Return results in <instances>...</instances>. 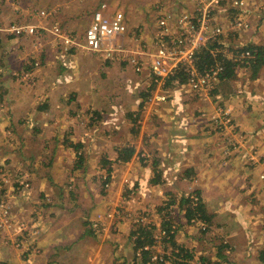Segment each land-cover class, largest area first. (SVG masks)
<instances>
[{
	"label": "crops",
	"instance_id": "0c3cea01",
	"mask_svg": "<svg viewBox=\"0 0 264 264\" xmlns=\"http://www.w3.org/2000/svg\"><path fill=\"white\" fill-rule=\"evenodd\" d=\"M13 1L16 2L14 6ZM3 2L0 22V170H10L11 174L21 167L29 170L31 189L24 200L25 205L31 204L32 211L35 210L32 218L38 235L33 242L36 251L33 254L26 252L28 256L21 255L0 237V264H103L110 256L117 255L118 246L122 247L128 238L124 240L122 236L117 240L114 246L118 250L114 253L109 243L102 242L98 236L89 237L83 224L77 222H82L91 212L88 200L92 195L83 184H91V190L95 189V184L81 174L99 167H106L112 177L110 200L117 198L121 188L131 189L127 192L131 195L132 211L161 205L162 196L165 203L161 209L167 208L166 199L172 197L181 199L175 204L168 202L169 210L172 205L180 210L186 204L187 194L194 190L207 216L204 220L211 228L238 230L239 213L249 214L254 210L264 218V184L258 177L264 167V64L254 75L249 69L239 77L220 78L209 96L197 93L180 96L184 91L183 82L169 79L164 85L167 100L159 102L155 109H149L148 98L154 88L151 89L154 77L148 69L135 73L131 66L120 61L103 60L100 56L73 48L63 52L46 31L38 37L24 35L16 38L1 30L14 15L15 7L21 22L47 27L59 23L66 31L72 32L69 30L72 29L83 34L92 12L102 0H50L51 6L47 7L49 10L53 8L47 10V16H41L35 10L43 9L44 6L38 5L47 4L46 0ZM246 2L249 29L230 32L226 36L222 34V46H264V0ZM35 3L34 11L29 5ZM188 3L186 6L190 8L192 1ZM144 13L132 16L134 20L131 22L127 15L128 32L122 37L127 45L131 44L129 27L140 18L139 22L147 21ZM213 15L215 23L225 25L232 18V14L220 4L214 8ZM147 26L144 23L140 28L145 40L139 41L145 42L152 37V29L149 31ZM37 60L40 64L34 68L33 63ZM71 60L75 62L73 68ZM18 74L21 77L15 76ZM24 75L31 77V87L20 82ZM118 85H124V91ZM68 87L76 89V97ZM125 94L128 96L121 98ZM86 96L91 98L87 100ZM72 100L79 101V106L68 108ZM81 101H85L83 106ZM217 103L231 110L236 125L223 135L213 131L208 134V124L199 116L206 111L211 113ZM176 106L181 114L174 121ZM115 111L120 122L128 119L125 124L131 125V131H113L111 138L100 137L94 145L83 143L82 133L77 128H67L76 112L92 113L97 119L99 114L108 116ZM33 125L35 127L30 128ZM115 140V144L121 146H113ZM229 140L238 145L237 150L229 145ZM128 148L133 149L131 157L128 160L120 158L119 152ZM116 165L125 168L124 179H115L118 175ZM71 177L79 190L75 191L77 200L67 206L70 196L75 193L65 186ZM126 178L131 185L125 183ZM24 200L19 199L17 204ZM40 204L43 207H39ZM19 209L13 206L14 214L22 217ZM18 215L14 218H19ZM263 232L261 230V235ZM253 235L248 236L249 242L254 243ZM83 236L87 237L80 239ZM242 240L245 242V237ZM230 241H236L234 236ZM8 243L13 245L10 240Z\"/></svg>",
	"mask_w": 264,
	"mask_h": 264
},
{
	"label": "rangeland",
	"instance_id": "374dc122",
	"mask_svg": "<svg viewBox=\"0 0 264 264\" xmlns=\"http://www.w3.org/2000/svg\"><path fill=\"white\" fill-rule=\"evenodd\" d=\"M3 1L4 0H0V22L2 21L1 9H2V4L4 3ZM46 1H47V4L43 3L41 5H38V6H44L43 9H40V7L38 9H35V7L37 6V3H35L34 6L29 5V8L33 10L34 9L38 10V12L40 11L45 12L50 9L47 6H51L49 2L50 0H46ZM102 1L110 5L112 7V10H114L115 8L123 9L126 16L129 14V22L134 20V18L131 19L132 16L141 15L143 11L145 12L144 14L147 15V21L139 22L141 20L140 18V20L137 23L131 25V28L129 27V30H130L129 34L131 35V44H133L134 46L136 44L135 43L136 40H140V39L145 40L144 38H142L143 30L140 29L141 27L144 26V23L148 24L147 29H149V31L152 29L151 30V35H152V33L155 30L156 20L160 12L164 10H168V11L176 13L178 10L187 9L188 7L186 5H188L189 4L188 2L191 0H147V1L145 0H102ZM14 3L16 2L13 1L12 6H14ZM220 5L224 6V8L227 11H229V14H232L231 15L232 18H234L238 14V12L230 6V3L228 1H222ZM52 8L53 7H51V10ZM13 9H14L13 10L14 15L12 16V18H9L6 24L13 21V18H15L14 19L15 21L21 18L20 15L18 14V9L15 7ZM145 9H147V11ZM148 14H149V18H148ZM246 14L244 16L245 18H246ZM19 22L21 21L19 20ZM247 22L250 27V23L248 20ZM219 24L223 25V28H224L223 34L225 36L229 35L230 32H235V31H231V29L228 28L229 26H226L224 23H219ZM249 27L246 29L240 30V31H246L249 29ZM69 30H71L75 34H78V32H75L72 29H69ZM78 35L81 36L82 34H78ZM149 40L151 41L152 37ZM146 43L148 44V42ZM128 46H131V45H128ZM57 48L60 49L59 47ZM227 55H230V54H227ZM95 56L102 57L101 55H95ZM65 60H68V59L65 58ZM39 64L40 62H38L37 65H34V68L38 67ZM70 66L71 68L75 66V62L73 60H71ZM67 68H70L69 65ZM249 69L251 70L250 65L238 67L236 71L233 69L234 71L233 75H237L238 77L242 76L244 74V70H249ZM15 76H20V74L15 75ZM30 78H28V75H27L24 78H22L20 82L24 83L26 86L31 87L33 84L29 81ZM32 82H34V79ZM71 87H68V91L71 94H74L73 97H76L77 91L74 88L70 89ZM118 87L122 91H124L125 89L124 85H118ZM188 93H192V92H188ZM187 94L184 93V91L180 92V96L187 95ZM127 96L128 94H125V96H122L121 98H126ZM90 98H91L90 96L85 97V99L87 100H89ZM130 98L131 96L129 97V99ZM167 98H168V95H167ZM166 100H163L161 102L163 103ZM129 101H131V99ZM84 102L85 101H81L82 106L84 105ZM177 102H181V101H177ZM69 103L70 104L68 108H71V109L76 108V106H79V101L72 100V102H69ZM89 106H92V105H89ZM156 106L157 104L153 105L151 108L155 109ZM186 107L188 106L186 105ZM218 109L228 110V113H229L228 119L230 122H227V117H226L222 120L223 121L222 124H219V120H218L217 126L215 125V122L212 119V117L213 115H216ZM173 112H174L173 113L174 115L172 119L176 121L175 119L180 117L181 112H178L177 106L175 108V111ZM139 113L141 114V112ZM203 113H202L203 115L200 114L199 116H201V118H203L204 121L208 124L207 125L208 127L206 129V132H208V134L213 131V133H218V134L223 135L224 133L231 132L236 126L233 123L234 120H233L231 110L228 107L219 105V103L216 104V107H214L211 113L208 114L207 111ZM147 114L148 112H146V115ZM71 117H72L71 118L72 121L69 123V127L67 128L68 129L77 128L79 132L82 133L83 138L81 140H84L83 143L89 142L95 145L100 137L107 139L111 136L113 131L115 132L119 130L122 131L124 129H126L127 131L128 130L131 131V125L125 124L126 122H129L128 119H124L122 122H120L118 118V112L116 111L113 112L112 114H109L108 116H103V115L100 116L99 114V117L97 119L92 113L91 115L90 114L85 115L83 113L76 112V114H73ZM136 117L138 119L139 115H137ZM181 118H179L180 121L178 120L179 124L182 123ZM99 125H100V128H97ZM33 127H35V125H33L30 128H33ZM95 128H97V131L94 130ZM108 134L110 135L108 136ZM119 134H120L119 136H122L123 134H125V132L122 134L121 133ZM116 138L119 139V137H116ZM113 143H114L113 146H121V145L115 144L116 140ZM228 143L235 150L238 149L237 148L238 145H236L233 141L229 140ZM100 155L101 154H98V156ZM96 166L99 167V165H96ZM115 169L118 173L115 179H124L122 175L124 174L125 168L122 165H116ZM20 171L28 172L29 170L26 167H21L19 170L16 171L15 174L13 173L11 174L10 170L9 171H6L4 169L0 170V180H1L0 197H3L4 199L6 198L7 204L8 205L11 204L12 208L14 205L17 208H20L19 209L20 213H22V217H21V215L14 214L15 211H13L12 209V218L10 221L11 225L8 226V224H6L4 228H1L4 230H0V237L5 243H7V245H11L18 252H20L21 255L28 256L29 254H26V252L33 254L36 251V247L33 244L35 240L33 239V237L22 234L26 230L20 231L19 233H16L15 231L19 223L23 224L24 226L27 225L28 230L30 229L29 223L31 224L32 221H35L32 218L33 214L35 213V210L32 211L33 207H31V204L25 205L26 203L24 200V198L26 197V195L29 193L31 189V182H30L28 189L22 188V190H16L13 188L12 182L17 177V174H20ZM129 171H131V166H130ZM262 173H264V167L262 168L261 172L258 175L259 179L264 184V181L260 177ZM81 175L82 177L86 176V178L91 183L95 184L94 190L96 192L94 195V190H91V187H92L91 184L90 185L86 183L83 184L84 187L89 192V194L92 195V198L88 200V202L91 205L90 206L91 212L89 213L88 216H86L84 220H81L82 222L77 221L78 224L80 223L83 224V228L86 229L87 234L90 235L89 237L94 236L96 238V236H98L102 242L105 241L109 243L110 249H113L114 253L116 252L115 250L117 249V247L114 246L115 244H117L118 242L117 240L121 238L122 236H124V240L128 238L124 244L122 243V247L118 246V249H119V251H117L118 257L117 255H114V257L110 256V258L105 260L103 264H142V258H143L142 251H148V254H149V257L145 261L144 264H159V262L161 261L163 262V264H167L168 263L167 257L170 256L171 246L169 245V242H167V239H166V238H169V235H166V232L162 233V231L164 230L162 229L164 223L171 224V226L170 225L169 226H170V230L172 231L171 232L169 231V233H173L174 241L178 244L183 245L185 248H188L190 251H192V254H193V259L191 261L192 264H201L200 263L201 258L203 257L208 260L216 259V248L220 244L226 245L222 248V251L225 252V254H227V256L230 258V263L228 264H262L258 260L257 254H258V251L264 248V232L261 235V230H264V218H262V216H260L259 213H254L256 210H254L253 213H249V214L239 213V216H238L239 220L236 223L237 226H239L238 230H235V229L234 230H231V229L218 230V229L211 228L210 223L206 222L203 218L192 217L188 219L185 214L186 212L185 208L187 207L186 204L180 207L179 208L180 210H178L177 206L172 205V207L169 210L170 204H168V202L175 204L174 202L179 201L181 198L167 197L166 199L167 208L163 207L161 209L162 204L165 203V199L162 196L161 205H156L153 208L146 207L145 209H140L138 211L131 210V195L129 192H127V190L131 191V189L123 190V188H121L119 190V194L117 198H114L113 200L111 198L110 200L108 195L110 194V189L112 188L111 185L113 184V180L106 167H99V168H96L95 170L88 169L84 171L83 174ZM71 178L72 179L67 180V182L65 183V186L68 191L72 190L73 192H75L76 190H79V189H78V186H75V183L73 182V177ZM125 180H126L125 183L127 184L130 183L131 185V182L128 181V178H126ZM96 195H98L97 198H96ZM187 195H188L187 197L193 201V205H196L198 202V195L195 193V191L191 190ZM77 196H78V193L75 192L73 196H70L71 199H70V203H68L69 205L67 204L66 205L67 206L72 205L73 202L77 200L76 198ZM19 199H23L24 201L22 203L19 201V205H18L17 201ZM96 199L98 200L95 201ZM39 207H43V206H41L40 204ZM158 207L160 208V210ZM111 212H114L113 218L111 222L108 223L107 221L109 217L107 215L111 214ZM15 215H18L19 218H16V217L14 218L13 216ZM98 215L102 216L103 221L105 222L106 225L103 229L93 230L90 228L91 220L93 218H96ZM198 220L202 222H199ZM142 226H146L147 229H150L151 227L154 228L153 233H152V236H153L152 244H145L143 245V247L133 250L131 254V243H132L131 241L136 239L138 235L137 232L139 231L138 229L141 228ZM132 232H135V233H132ZM252 233L254 234L253 236L255 237L254 243H252L251 241L250 242L248 241V236L251 235ZM36 234L38 235V233ZM113 236H115L114 239H112ZM232 236H234V239L236 241H232V242L230 241L232 239ZM84 237H87V236L80 237V239ZM243 237H245V242H243L242 240ZM8 240L12 241L13 245L9 244ZM145 247L146 249H143Z\"/></svg>",
	"mask_w": 264,
	"mask_h": 264
},
{
	"label": "built area",
	"instance_id": "2783aa9c",
	"mask_svg": "<svg viewBox=\"0 0 264 264\" xmlns=\"http://www.w3.org/2000/svg\"><path fill=\"white\" fill-rule=\"evenodd\" d=\"M191 1L192 6L190 8L178 10L176 13L168 10L160 12L156 20L155 30L152 33V40L145 42L136 40L134 46L133 44L128 46L122 39L124 34L128 32L125 12L118 8L110 10L106 2H101L94 9L81 36L66 31L59 23L47 27L35 23L11 21L1 30L16 38L24 35L38 37L46 31L52 35L54 44L63 52L73 48L90 55H101L105 60L128 64L135 73L142 72L145 68L148 69L153 75L155 83L148 98V108H151L167 99L164 90L165 82L180 70L186 76V81L182 84L186 94L192 92L208 96L225 69V61H231L235 71L238 67L249 66L251 63L252 55L248 49L217 45L210 48L212 59L210 63L202 69L196 65L195 57L202 47L214 41L221 44L220 37L224 33V28L223 25L215 23L214 8L222 1H228L230 6L239 14L229 19L226 26H229L231 31H240L249 27L244 17L248 12V4L246 0ZM39 14L47 16L49 13L40 11ZM38 62H35L34 65H37ZM226 117L227 122H230L228 110L218 109L212 119L217 126L218 120L219 124H222V120ZM260 177L264 181V173ZM12 183L16 190L28 189L30 185L29 173L20 171ZM12 209L11 204H7L6 198L0 197V230H4L1 228H4L6 224L11 225ZM113 214L114 212H111L107 215L109 217L108 223L111 222ZM33 223L34 221L29 223V230L26 223V226L19 223L15 232L19 233L26 230L22 234L36 239L38 229ZM105 225L102 216L98 215L91 220L90 228L98 230L103 229ZM162 233H165V230Z\"/></svg>",
	"mask_w": 264,
	"mask_h": 264
},
{
	"label": "trees",
	"instance_id": "16d2710c",
	"mask_svg": "<svg viewBox=\"0 0 264 264\" xmlns=\"http://www.w3.org/2000/svg\"><path fill=\"white\" fill-rule=\"evenodd\" d=\"M222 46L220 43L217 42H209L205 47H202L199 52L196 54V65L202 69L206 64L210 63L212 61L211 54H210V48L215 46ZM243 49H248L252 55L250 58V66L251 71L253 72V75L257 73L259 68L264 64V46L261 44H249L246 46H242ZM234 73L233 71V63L231 61H225V69L223 73L220 75V78H228L232 76ZM172 81L173 79H178L179 83L186 81V76L183 74V72L180 70L173 76H170L167 80ZM166 80V81H167ZM154 84L151 86V89L154 87ZM149 94V93H148ZM151 94V92H150ZM149 94V95H150ZM147 97V96H146ZM133 152L132 148L124 149L122 152H119V157L122 159L128 160L131 157V153ZM186 203L187 207L185 208V214L188 219L194 217V218H203L207 219V216L204 214V208L202 203L200 202L198 198V202L196 205H193V201L187 197V199L184 201ZM171 224L164 223L162 229L165 230L166 235H169V238L167 239V242H169L170 248V256L167 257L168 263L167 264H192L191 261L193 259L192 251H190L188 248H185L183 245L178 244L173 239V233H169L172 230H170ZM153 227L150 229H147L146 226H142L138 230V235L135 240L132 241V247L133 250H136L138 248L143 247L145 244H152V233H153ZM135 233V232H132ZM226 246L225 244H220L216 248V259L208 260L206 258H201V264H228L230 263V258L225 254V252L222 251V248ZM142 264L145 263V261L148 259L149 254L148 251H142ZM258 260L264 264V248L258 251L257 254ZM160 264H163L161 261Z\"/></svg>",
	"mask_w": 264,
	"mask_h": 264
}]
</instances>
